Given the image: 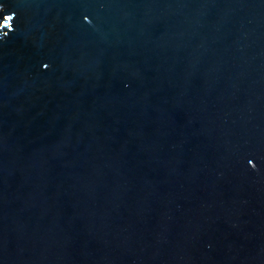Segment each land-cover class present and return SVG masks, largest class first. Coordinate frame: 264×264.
<instances>
[{"label":"water","instance_id":"1","mask_svg":"<svg viewBox=\"0 0 264 264\" xmlns=\"http://www.w3.org/2000/svg\"><path fill=\"white\" fill-rule=\"evenodd\" d=\"M0 5V264H264V0Z\"/></svg>","mask_w":264,"mask_h":264},{"label":"clouds","instance_id":"2","mask_svg":"<svg viewBox=\"0 0 264 264\" xmlns=\"http://www.w3.org/2000/svg\"><path fill=\"white\" fill-rule=\"evenodd\" d=\"M3 8V5H0V9H2ZM85 19L87 20V17H85ZM44 68H47L48 67V65L47 64H44V66H43Z\"/></svg>","mask_w":264,"mask_h":264}]
</instances>
